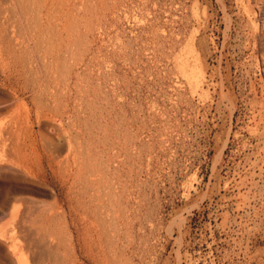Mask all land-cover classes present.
<instances>
[{"label":"rangeland","instance_id":"rangeland-1","mask_svg":"<svg viewBox=\"0 0 264 264\" xmlns=\"http://www.w3.org/2000/svg\"><path fill=\"white\" fill-rule=\"evenodd\" d=\"M262 132L264 0H0V264H264Z\"/></svg>","mask_w":264,"mask_h":264},{"label":"bare ground","instance_id":"bare-ground-1","mask_svg":"<svg viewBox=\"0 0 264 264\" xmlns=\"http://www.w3.org/2000/svg\"><path fill=\"white\" fill-rule=\"evenodd\" d=\"M261 124H262V123H261ZM255 131H256V130H255ZM262 131H263V128H262ZM262 133H263V132H262ZM262 133H261V134H262ZM263 137H264V133H263ZM103 221H104V220H103Z\"/></svg>","mask_w":264,"mask_h":264}]
</instances>
